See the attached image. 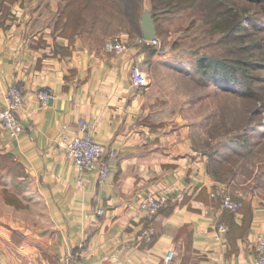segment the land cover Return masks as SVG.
I'll list each match as a JSON object with an SVG mask.
<instances>
[{"label": "crops", "instance_id": "0c3cea01", "mask_svg": "<svg viewBox=\"0 0 264 264\" xmlns=\"http://www.w3.org/2000/svg\"><path fill=\"white\" fill-rule=\"evenodd\" d=\"M65 4L0 0V109L10 87L24 95L20 134L0 124V158L19 163L34 198L19 208L5 201L0 264H257L264 173L257 182L220 161L191 126L166 116L150 85H132L133 67L147 73L164 49L148 53L133 41L122 54L108 53L104 8H88L76 28ZM43 88L54 94L47 105L38 97ZM81 119L117 153L105 183L98 166L80 171L68 157L64 143L79 135ZM148 191L169 196L155 215L140 206ZM226 192L243 202L239 212L222 208ZM148 228L152 242L143 236ZM169 251L177 253L171 263Z\"/></svg>", "mask_w": 264, "mask_h": 264}, {"label": "rangeland", "instance_id": "374dc122", "mask_svg": "<svg viewBox=\"0 0 264 264\" xmlns=\"http://www.w3.org/2000/svg\"><path fill=\"white\" fill-rule=\"evenodd\" d=\"M96 1L94 13L117 5ZM151 6L143 0L140 27L146 9L154 16ZM170 10L156 15L160 45L145 47L164 49L163 58L145 65L156 101L166 116L191 126L205 150L226 155L257 181L264 173V0H196ZM101 30L127 46L142 36L117 19L104 21ZM24 177L12 157L0 158V216L5 201L19 208L34 200Z\"/></svg>", "mask_w": 264, "mask_h": 264}, {"label": "built area", "instance_id": "2783aa9c", "mask_svg": "<svg viewBox=\"0 0 264 264\" xmlns=\"http://www.w3.org/2000/svg\"><path fill=\"white\" fill-rule=\"evenodd\" d=\"M138 43L140 45L158 46L161 42L158 38L150 41L140 36ZM127 48L125 41L119 36L111 37L104 45L106 52L114 54H122ZM131 82L137 89L144 88L149 84V77L139 66H135L131 71ZM38 97L43 105H47L54 98V94L50 89L43 88L38 91ZM23 99V90L19 86H12L5 95V106L0 109V124L10 132L12 137H17L22 131L18 112L23 104ZM78 130V136L64 143L68 157L72 159L80 171H89L98 166L99 180L101 183H105L111 173L110 160L116 158L117 153L113 150L106 152L105 147L93 138L91 127L87 120H79ZM168 201L169 196L166 193L148 191L141 197L140 206L149 215H155ZM242 207L243 202L241 200L234 199L229 192L225 193L222 199V208L224 210L237 213ZM101 213L103 212L101 211ZM219 230L223 232L226 227L220 225ZM143 234L147 241H153L155 235L153 229H145ZM258 253L257 264H264V232L258 238ZM176 255V251H169L165 261L171 263Z\"/></svg>", "mask_w": 264, "mask_h": 264}, {"label": "trees", "instance_id": "16d2710c", "mask_svg": "<svg viewBox=\"0 0 264 264\" xmlns=\"http://www.w3.org/2000/svg\"><path fill=\"white\" fill-rule=\"evenodd\" d=\"M66 2L63 8V16H67L72 23L78 28V26H83L87 23V21L83 18V12L86 11L88 8H92V6L98 5L96 0H63ZM106 1V0H105ZM107 0L106 2L108 3ZM196 2V0H151L152 3V10L154 13L155 22H157V17L159 13L166 14L170 12V8L173 10L183 9L186 8L189 4L192 5ZM112 3V2H111ZM117 5L113 7H107L104 5V9L102 10V14L107 15L110 19H117L120 23L123 22L129 23L130 26L136 28L137 32L142 35L141 27H140V13H141V6L143 0H116ZM97 8V7H96ZM106 8H110L106 10ZM116 17V18H115ZM157 25V24H156ZM82 28V27H81ZM157 33H158V25H157ZM157 38L160 41V34H157ZM144 47H157V46H150V45H143ZM221 68H225L223 63H220ZM225 70V69H224ZM227 70V69H226ZM226 70L224 72H226ZM220 161L224 162L225 159L228 157L226 155L219 156ZM231 161L233 164V160L231 158L227 159ZM227 163H225L227 165Z\"/></svg>", "mask_w": 264, "mask_h": 264}, {"label": "water", "instance_id": "95a60500", "mask_svg": "<svg viewBox=\"0 0 264 264\" xmlns=\"http://www.w3.org/2000/svg\"><path fill=\"white\" fill-rule=\"evenodd\" d=\"M142 36L146 40H154L157 38V26L153 14L149 10H145L141 17Z\"/></svg>", "mask_w": 264, "mask_h": 264}]
</instances>
